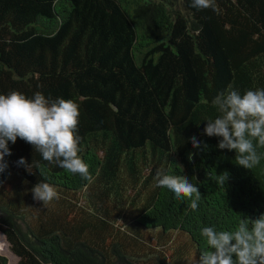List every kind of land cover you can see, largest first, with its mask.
<instances>
[{
  "label": "trees",
  "instance_id": "obj_1",
  "mask_svg": "<svg viewBox=\"0 0 264 264\" xmlns=\"http://www.w3.org/2000/svg\"><path fill=\"white\" fill-rule=\"evenodd\" d=\"M215 3L218 13L197 10L191 0H0V94L76 102L78 155L91 175L49 164L20 138L9 142L0 232L19 264H104L98 243L116 230L106 201L126 190L146 191L134 232H182L198 257L207 247L204 227L232 231L264 213V147L247 170L234 150L217 147L220 138L203 133L220 115L212 104L218 93L264 89V0ZM192 136L208 149L193 148ZM21 157L31 173L17 166ZM158 168L198 186L196 210L156 186ZM218 175L229 176L227 183H217ZM39 182L60 198L35 201L31 189ZM0 264H7L1 254Z\"/></svg>",
  "mask_w": 264,
  "mask_h": 264
},
{
  "label": "clouds",
  "instance_id": "obj_2",
  "mask_svg": "<svg viewBox=\"0 0 264 264\" xmlns=\"http://www.w3.org/2000/svg\"><path fill=\"white\" fill-rule=\"evenodd\" d=\"M191 7L219 12L215 0H191ZM212 104L220 115L207 120L203 133L220 138L219 149L234 150L238 166L247 170L257 166L261 161L257 147H264V89L247 90L243 95L234 89L220 92ZM79 117V105L72 100L57 98L50 101L40 92L32 98L17 91L0 94V174L8 168L5 157L12 154L9 142L15 144L20 138L32 145L49 164L91 180L89 166L78 155ZM188 139L193 148L208 149V145L195 136ZM16 164L28 172L32 167L23 157ZM228 178L218 175L216 180L223 185ZM155 180L157 187L171 191L177 201L188 200L192 210L198 208L201 193L197 185L189 182L187 175H171L158 168ZM31 193L43 206L60 198L56 189L46 182L34 185ZM201 235L207 247L196 264H264V213L241 221L232 231L204 227Z\"/></svg>",
  "mask_w": 264,
  "mask_h": 264
},
{
  "label": "rangeland",
  "instance_id": "obj_3",
  "mask_svg": "<svg viewBox=\"0 0 264 264\" xmlns=\"http://www.w3.org/2000/svg\"><path fill=\"white\" fill-rule=\"evenodd\" d=\"M175 8L182 9V6H175ZM145 192L142 190L136 194L133 189L126 190V192L122 191L119 199H107L105 209L109 211L113 227L118 231L115 232L113 228L111 231H105L104 241L98 243V247L106 254L104 264L116 262L126 264V261L119 260L118 254L138 264H196L198 254L186 234L172 232L169 236L159 237L157 229L144 230L143 228L134 232L131 221L135 209L143 201ZM77 197L81 207H84L87 202L85 194L79 193ZM120 203L123 205H119ZM0 254L6 258L7 264H18V258L16 259V255H13L8 243L2 238H0Z\"/></svg>",
  "mask_w": 264,
  "mask_h": 264
},
{
  "label": "crops",
  "instance_id": "obj_4",
  "mask_svg": "<svg viewBox=\"0 0 264 264\" xmlns=\"http://www.w3.org/2000/svg\"><path fill=\"white\" fill-rule=\"evenodd\" d=\"M26 222H28L26 219H24ZM19 224H20V228H21V230H23V231H26V227H27V225L25 224V222L23 223L21 220H19ZM29 227H31V224H30V226ZM1 234H0V238H2V240H4V241H6L7 242V240H6V238H5V235L2 233V232H0ZM28 234V233H27ZM8 243V242H7ZM8 245H9V243H8ZM14 255V254H13ZM18 257L16 256V259H17ZM18 260V264H19V258L17 259Z\"/></svg>",
  "mask_w": 264,
  "mask_h": 264
}]
</instances>
